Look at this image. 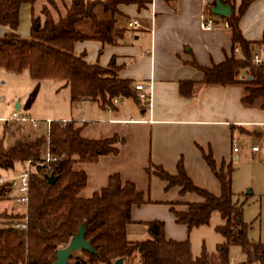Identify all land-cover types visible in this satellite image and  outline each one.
Instances as JSON below:
<instances>
[{
    "label": "trees",
    "instance_id": "1",
    "mask_svg": "<svg viewBox=\"0 0 264 264\" xmlns=\"http://www.w3.org/2000/svg\"><path fill=\"white\" fill-rule=\"evenodd\" d=\"M36 0H0V25L6 32L0 36V69L12 73L27 70L32 80H62L68 86L73 100H95L102 105L114 98L135 96L132 81L116 77L113 59L106 66L87 64L81 56L72 53V44L88 38L102 43H112L122 34L115 25L119 4L135 3L144 6L147 0H69L63 13L53 18L42 8L43 20L31 17L27 38L16 32L19 9L23 4L32 5ZM250 0H243L239 14ZM97 9L108 13L109 18L100 19ZM87 19L91 35L77 30L76 24ZM232 30V41L238 44L243 57L230 58L211 68L201 67V80L205 85L240 84L244 89L242 102L262 100L264 107V63L251 62L250 42L239 27L238 15L230 14L224 19ZM264 45V32L261 39ZM241 71L247 78L238 80ZM6 123L3 122V124ZM81 126L73 120L51 119L47 132L25 135L7 144L2 127L0 133V169L14 172L15 164L32 160L33 170L28 176L27 199L24 214L0 213V264H52L55 251L67 244L78 226L84 222V239L90 241L95 253L71 252L67 264H112L117 258L122 264H230L229 251L233 244L239 245L244 260L240 264H264V242H252L247 237L249 225L243 220L242 204L234 200L232 172L229 163L218 168L210 151L203 156L220 182V194L196 185L187 174L182 161L177 163V173H169L156 166L157 175L168 181L167 187L180 185V192L193 191L203 197L188 203L183 212H174L177 223L189 229L206 225L214 210L222 222L216 230L225 238L216 252L204 250L193 256L189 241H175L165 236L164 224L154 220L147 223L149 237L131 242L126 237L130 223L132 204L149 201L147 189L136 186L133 181L122 180L118 173L108 175L107 182L89 196L79 195L86 184V174L78 163L95 161L99 155L117 151V136L86 138L80 133ZM57 158L49 162V168L41 162L45 147ZM149 170V169H148ZM52 172L56 177L48 182L45 175ZM9 189L7 182L0 184V196ZM25 219V220H24ZM14 222H24L23 229L13 227Z\"/></svg>",
    "mask_w": 264,
    "mask_h": 264
},
{
    "label": "crops",
    "instance_id": "2",
    "mask_svg": "<svg viewBox=\"0 0 264 264\" xmlns=\"http://www.w3.org/2000/svg\"><path fill=\"white\" fill-rule=\"evenodd\" d=\"M36 1L20 6L16 29L20 37L28 36L31 17L39 14L42 4L35 7ZM215 2L147 0L142 7L135 3L119 4V14L114 17L115 25L124 29L121 36L112 43L94 38L75 41L72 53L87 64L100 66L113 59L116 77L131 80L132 88L136 83L144 84L150 100L139 99L136 90L134 97L115 98L116 102L105 105L95 100H73L68 86L59 83V88H66L65 111L40 120H73L86 138H119L115 153L101 154L95 161L76 166L86 174V184L79 191L84 192L81 196H89L104 186L108 175L114 172L122 180L148 190L149 201L131 205V221L126 226V237L131 242L147 239V223L154 220L163 222L166 238L175 241H189L194 228L177 223L174 212H183L189 202L203 197L193 191L181 193L180 185L167 187L168 181L157 175L156 166L175 174L177 163L182 161L196 185L218 195L220 182L203 151L212 153L218 168L222 163L226 168L238 157L239 139L248 144L257 137L264 142L263 101L242 102L245 92L240 84H202L203 73L192 64L211 68L227 59L243 57L224 20L230 14L238 15V27L250 42L251 53L263 45L264 0H250L240 14L243 0H221L231 7L230 13L226 17L214 15V28L202 30L198 16ZM97 15L100 19L110 17L100 9ZM131 19L138 20L137 28L127 26ZM76 28L91 35L87 19L79 21ZM5 32L6 28L0 25V36ZM235 46L238 53L233 52ZM233 140L237 150H233ZM259 150L260 147L253 151ZM1 171L2 175L10 174Z\"/></svg>",
    "mask_w": 264,
    "mask_h": 264
},
{
    "label": "rangeland",
    "instance_id": "3",
    "mask_svg": "<svg viewBox=\"0 0 264 264\" xmlns=\"http://www.w3.org/2000/svg\"><path fill=\"white\" fill-rule=\"evenodd\" d=\"M68 3L69 0L67 2L66 0H38L35 7H39L40 4L42 6L40 5L39 14L35 16L42 21L41 9L45 8L55 18L57 13L64 12ZM59 83L65 82L62 80H32L25 69L19 73L0 69V117H7L12 110H16L18 113L27 114L39 120L35 127L27 122L6 121L0 127V133L3 127L6 130L4 136L7 144L25 135L43 134L45 132L44 122L40 120L45 115L57 116L65 111L67 107L66 88H59ZM18 100L21 105L15 108ZM249 141L247 144V142L238 140L241 150L238 157L232 161L234 167L232 172L233 198L238 204H242L243 220L249 225L248 239L252 242H264V142L257 137ZM251 145H257L260 150L253 151ZM20 167L21 164L16 163L15 171H18ZM1 170L0 172H3ZM12 195L13 191L7 190L0 196L1 214L22 212L21 206L14 204ZM79 195H84V192H79ZM221 222L219 212L214 210L208 224L194 227L191 230L189 243L193 256L200 255L203 250L212 254L216 252L218 244L225 242L226 238L216 230V226ZM229 257L235 261V264H240L244 260V254L239 245H231ZM132 264H138V260H134Z\"/></svg>",
    "mask_w": 264,
    "mask_h": 264
},
{
    "label": "built area",
    "instance_id": "4",
    "mask_svg": "<svg viewBox=\"0 0 264 264\" xmlns=\"http://www.w3.org/2000/svg\"><path fill=\"white\" fill-rule=\"evenodd\" d=\"M199 25L202 30L210 31L215 26L214 15L211 13L209 9H203L199 14ZM139 22L137 19H131L127 22V26L129 28H137ZM233 52L238 53L239 48L237 46L234 47ZM251 62L255 65H261L264 63V45H261L256 50L251 53ZM238 80L244 81L247 78L246 71H241L238 76ZM133 89L138 91V98L144 101L150 100V94L145 91V86L142 83H136L133 86ZM112 102H116V99H112ZM107 106V105H106ZM8 120H14L17 122H27L31 126L35 127L38 124V119L31 117L27 114L18 113L16 110H12L10 115L7 117H0V127L2 123ZM50 119L45 118L43 122L45 123V133L48 129ZM64 121V120H62ZM257 145H252V149L256 150ZM238 147L236 145V141L233 140V150H237ZM57 158L56 155H53L49 152L48 146L45 147V150L42 155L41 162L45 164L46 169L49 168V162L53 161ZM33 170V163L30 158L24 160L21 164V167L18 171H14L8 175H0V184L7 182L9 185V190L13 191L12 199L14 204L20 205L22 208V212L20 214H24L25 205L27 199V187H28V176L29 173ZM25 220V219H24ZM13 227L17 229H23L25 227L24 222H14ZM230 264H235L233 259H230Z\"/></svg>",
    "mask_w": 264,
    "mask_h": 264
},
{
    "label": "water",
    "instance_id": "5",
    "mask_svg": "<svg viewBox=\"0 0 264 264\" xmlns=\"http://www.w3.org/2000/svg\"><path fill=\"white\" fill-rule=\"evenodd\" d=\"M210 11L213 15L226 17L230 13L231 7L222 3L221 0H216L215 5L210 7ZM17 107L18 103L16 102L15 108ZM55 177L56 176L52 172L45 175V179L48 182L54 181ZM84 227L85 223L82 222L78 226L75 234L69 238L67 244L55 251V258L52 264H67V260L70 257L71 252L84 251L91 254L95 253L94 249L90 246V241L84 239ZM112 264H122V259L117 258Z\"/></svg>",
    "mask_w": 264,
    "mask_h": 264
}]
</instances>
